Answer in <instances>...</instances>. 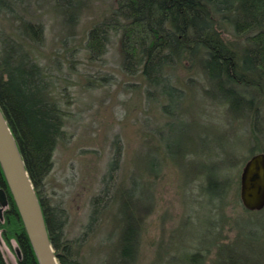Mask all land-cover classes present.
<instances>
[{
    "label": "rangeland",
    "instance_id": "obj_1",
    "mask_svg": "<svg viewBox=\"0 0 264 264\" xmlns=\"http://www.w3.org/2000/svg\"><path fill=\"white\" fill-rule=\"evenodd\" d=\"M11 2V12L0 9V38H18L22 21L41 28L36 42L19 39L43 67L49 96L63 113L42 194L64 212L62 240L72 259L115 264L124 230L141 222L131 264H194L192 255L200 264H235L234 256L264 264V208L248 211L239 198L244 163L264 153V102L255 127L252 119L231 118L225 104L203 94L197 71L183 60L168 75L184 96L164 112V97L148 98L140 78L122 71L117 35L98 59L87 54V31L114 0H89L72 23L53 0ZM115 145L120 157L108 182ZM217 173L225 191L215 200L205 180ZM98 195L102 207L88 227ZM0 251L6 264H17V242L1 229Z\"/></svg>",
    "mask_w": 264,
    "mask_h": 264
},
{
    "label": "trees",
    "instance_id": "obj_2",
    "mask_svg": "<svg viewBox=\"0 0 264 264\" xmlns=\"http://www.w3.org/2000/svg\"><path fill=\"white\" fill-rule=\"evenodd\" d=\"M53 1L65 20L72 23L89 0ZM114 1L108 15L87 31L85 48L90 59L101 57L110 35H117L122 71L140 78L148 98L164 97V112L184 96L171 84L168 70L189 61L203 82L205 96L225 104L231 118L252 119L256 126L257 107L264 102V0ZM11 3L0 0V9L11 12ZM17 29L24 40H40L41 28L30 21L20 22ZM19 36L0 38V110L40 201L59 264H78L72 259L69 244L62 240L63 210L49 206L42 194L54 149L63 135V113L49 96L43 67ZM243 111L247 115L238 114ZM115 148L108 165V182H112L118 167L120 152L118 146ZM217 175L205 180L206 195L215 200L225 191V180ZM0 186L5 188L10 205L0 228L6 239L14 236L17 241V264H39L1 170ZM100 196L92 199L88 227L100 213ZM140 225L132 224L124 230L120 259L115 264H131L137 253ZM234 257L235 264H241L240 257ZM199 261L197 255L189 259L194 264ZM0 264H6L1 251Z\"/></svg>",
    "mask_w": 264,
    "mask_h": 264
},
{
    "label": "water",
    "instance_id": "obj_3",
    "mask_svg": "<svg viewBox=\"0 0 264 264\" xmlns=\"http://www.w3.org/2000/svg\"><path fill=\"white\" fill-rule=\"evenodd\" d=\"M0 170L21 216L24 228L39 264H59L49 240L40 201L25 170L14 137L0 110ZM239 198L248 211L264 208V153L251 156L243 165L239 181ZM7 203L0 189V207Z\"/></svg>",
    "mask_w": 264,
    "mask_h": 264
},
{
    "label": "flooded vegetation",
    "instance_id": "obj_4",
    "mask_svg": "<svg viewBox=\"0 0 264 264\" xmlns=\"http://www.w3.org/2000/svg\"><path fill=\"white\" fill-rule=\"evenodd\" d=\"M3 189L4 190V193H5V197H6V199H7V203H6V205L4 206V207H0V222L2 223V222H4L5 221V218H6V216H7V213H8V211H9V200H8V194H7V192L5 191V188L4 187H1L0 186V189ZM2 231H3V228H0ZM15 241H16V239H15ZM17 242V241H16Z\"/></svg>",
    "mask_w": 264,
    "mask_h": 264
}]
</instances>
